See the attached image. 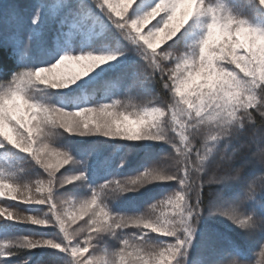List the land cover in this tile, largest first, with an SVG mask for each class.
Returning <instances> with one entry per match:
<instances>
[{"label":"snow or ice","instance_id":"6c2138e0","mask_svg":"<svg viewBox=\"0 0 264 264\" xmlns=\"http://www.w3.org/2000/svg\"><path fill=\"white\" fill-rule=\"evenodd\" d=\"M251 2L264 11V0ZM202 18L194 25L202 34L181 51L177 37ZM0 51L15 64L7 78H0V148L24 154L47 174L35 185L0 174V196L8 189L17 194L12 200L48 209L37 216L0 207V221L10 222L5 229L28 224L55 230L51 236L0 240V264H101L95 253L106 236L119 244L114 253L119 264H264V179L257 192L250 178L264 174V26L212 0H0ZM4 71L0 65V76ZM82 77L88 78L65 95L92 88L110 102L66 110L31 96L37 85L65 89ZM113 82L159 100L136 105L112 99ZM60 131L99 139L82 148L81 159L54 144ZM142 142L166 143L172 151L134 177L88 183L94 159L107 163L106 150L125 148L117 165L122 167ZM213 147L219 160L216 155L208 160ZM237 158L241 166L230 168ZM209 162L223 172L208 184H241L233 200L205 204L202 173ZM173 181L178 189L143 216L113 214L104 203L149 183ZM70 184L90 193L73 201L79 216H66L58 202L60 189ZM161 206L171 211L158 212ZM213 215L239 229L242 238L207 224L197 252V226ZM129 228L139 231L125 234ZM148 233L171 240L157 247ZM252 241L259 261L242 258ZM224 252L228 259L214 258ZM133 255L137 260L125 261Z\"/></svg>","mask_w":264,"mask_h":264},{"label":"trees","instance_id":"16d2710c","mask_svg":"<svg viewBox=\"0 0 264 264\" xmlns=\"http://www.w3.org/2000/svg\"><path fill=\"white\" fill-rule=\"evenodd\" d=\"M236 1V0H235ZM228 5L230 6L232 13L234 15L240 16L244 19H254L258 18L256 16H262L263 13L261 11L254 10V5L252 4L251 0H237V3H233L232 0H227ZM181 36H178L177 39L180 41V43L177 45L179 48H182L183 40L181 39ZM0 65H2L5 69L4 73L0 78H7V75L14 70L15 64L12 60L9 59L8 54L6 52L0 51ZM76 88V87H75ZM71 89H67V92L60 93L58 90L45 88L44 86H40L41 91V103L51 104L55 106H60L62 108H65L66 110H72L76 107L84 106V102L88 104H92L94 102H110L108 99H104L101 101V93L98 91L93 90L92 88L87 89H81L76 92H71L70 95H65L66 93H70ZM113 91H115V95L112 96V99H120L124 101V97L127 95H131V101L134 103L141 102L143 100H148L147 98L148 93L144 92L140 94L138 91L129 88H123L121 89L118 84L113 82ZM147 98V99H146ZM159 99V97L157 96ZM70 99V101H67ZM255 131V130H254ZM258 134L256 139L258 140ZM99 139L98 137H82V136H76V135H68L67 133H63L62 131L59 132L58 135L54 137V144L56 146L62 147L67 149L70 154L75 155L77 158H83L84 152L82 151V148L88 144L91 141H95ZM201 142L203 143V139H201ZM123 143V142H120ZM257 150L259 148V145L256 144ZM7 151V150H6ZM127 151L125 148H119L116 151H112L111 149H108L105 151L104 155L108 156L107 163H100L99 160L96 159L93 160L89 164V170H88V183L90 185H98L100 183H103L105 180L110 178H127V177H134L138 173H142L145 169L150 168L153 164H155L157 161L160 160L161 157L167 155L169 152L172 151L170 146L166 143L161 144H153L150 142H142L141 145L133 151V153L129 156L127 162L122 166L124 168L121 169V167H117V165L120 163L121 158L123 157L124 153ZM108 153H111V155H108ZM7 156L10 158L16 157V160L20 159L19 157L21 153L17 152L16 150H12L10 152L6 153ZM1 157V154H0ZM28 161V158L24 157L22 158L19 163L21 162L20 166H16L15 170L12 172V175H14L20 183H29L33 182L34 180H38L41 178L47 179V174L42 173L40 171V176L35 177L34 179L30 180L32 177L35 176L36 173L39 172V168H34V174L31 175H25V173H20L17 175L18 172L22 170V165ZM31 163V161H30ZM162 166H163V162ZM231 168H239L241 166V159L237 158L234 159L231 162ZM70 166V165H69ZM33 166L31 165V168ZM108 168L104 172L103 177H98V172L103 171L104 168ZM24 169V168H23ZM74 171V170H70ZM220 172V171H219ZM0 174L2 172L0 171ZM72 174V173H67ZM4 175H11V174H4ZM21 177H23L21 179ZM251 179L255 180L256 186H257V192H259V187L261 184L262 179H264V174H261L259 172H255L254 175L250 177ZM204 183L203 191H202V197L205 204H209L212 201V199L208 198V190L209 185H205ZM217 185V184H215ZM69 186V185H68ZM68 188V187H67ZM66 189H60V196L62 194H65L67 190ZM220 188L225 189H231L233 195L230 197H225L224 193L221 192L219 196L221 199H225L226 201L233 200L241 191V184L239 182H230L227 184V186L221 185ZM69 189H75L73 185H70ZM178 189V184L173 181L171 183H162L161 185H154L152 186V183L147 184V187H142L138 191L135 192H129L127 194H121L120 198L117 196L115 199L108 197L104 203L106 206L111 210L110 213L113 214H119L123 216L128 217H137V216H143L150 208V206L154 203H158L160 200L167 197V195L173 193L174 190ZM86 191V190H84ZM88 193V192H87ZM81 194V192H79ZM17 195V194H16ZM87 195H90L88 193ZM11 198V197H10ZM1 204H3L4 207H12L11 210L19 213L21 215H37V216H43L44 213L48 211L47 207L44 205H29L23 203L19 197H17L16 200H2ZM202 210L206 213L207 208L203 207ZM212 219H203L201 223L197 226V234L195 236V240H193V245L196 246V251L199 252L202 248V245L205 242V239L200 235L204 232V226L207 224L215 225L219 230L229 233L233 237H241L238 235V233L234 232L231 229V226L226 224V222L223 224L219 218L215 215L211 216ZM10 222L7 221H0V240H7L9 238H12L17 235H36V236H51L54 233V229H47V228H36L40 226H32L28 224H22L17 225L15 227H12L10 229H5V224H8ZM226 224V225H225ZM139 230L135 228H129L125 230V234H135ZM205 234V233H204ZM148 240L151 243H155V246L157 247H164L166 246L167 240H171V238L158 236L157 234L148 233ZM242 238V237H241ZM104 243L109 247V245H113L114 249L118 251L119 244L117 241H114L113 239H109L108 242L105 240V238L100 242V245ZM39 252L40 250H35ZM109 250L107 249L106 252ZM99 255V253H97ZM113 257L117 260L118 256ZM219 260H226L228 259L227 252L221 253L218 257H214ZM243 259L251 261H259L261 259L259 255V249L257 248L256 244H251L250 242L245 244V247L243 249Z\"/></svg>","mask_w":264,"mask_h":264},{"label":"rangeland","instance_id":"374dc122","mask_svg":"<svg viewBox=\"0 0 264 264\" xmlns=\"http://www.w3.org/2000/svg\"><path fill=\"white\" fill-rule=\"evenodd\" d=\"M232 2L235 4V3H237V0L236 1L235 0H232ZM212 3H214V4H222L226 9H228L230 12H232L230 6L227 3V0H212ZM254 10L257 11L258 9L254 8ZM258 11H260V10H258ZM261 12L263 13L262 16H256L258 18H254V19H251V20L247 19V20H249L250 23H253V24H256V25H259V26H264V11H261ZM202 22H203V18L201 19L200 22H198L196 20L191 21L185 27V29L182 30V32L179 34V36L182 35V37H184V39H182L183 40V45H182L181 51L186 47V44L191 43V41L193 39H195L196 37H198L199 35L202 34V29L200 27H195L194 26V25H197L198 23H202ZM153 23H155V20L150 21V24L149 25H146L145 28H147L148 26H150ZM142 30H144V29H142ZM171 66L174 67V64L171 65ZM97 71H98V69H97ZM87 78L88 77H82L80 81H77L74 84H72L70 86V88H75L76 87V84L81 83L82 80L87 79ZM40 86L41 85H37L33 89H30V93H31L32 98L34 100L38 101V102H41V96H42L41 91H40ZM70 88L59 89L58 91L60 93H63V92H67V89H70ZM149 95L150 94L148 93V95H147V98H149L148 100H143V101L138 102V103H134V102L131 101V95H127L126 97H124L122 99H124L125 102H130V103L136 104V105H144V104H147L149 102L156 103V101L159 100L157 98V96H149ZM67 101H70V99H68ZM25 119H27V118L25 117ZM21 131L24 132L25 135H27V132L24 129H21ZM33 135L34 136L37 135L34 130H33ZM12 150H14V149H12L11 147H8V146H6L5 148H0V154H1V157H0V171L2 172V174H11L12 175V172L15 170L16 166H20L21 165V162L19 163V161L22 158L25 157L24 154L21 153V155L19 156L21 158L18 159V160H16V157L10 158L9 156H7L6 153L7 152H10ZM203 151L204 150H202V155H203ZM213 155H216L217 160H219V155L215 152V147H213V152L208 155V160H211ZM28 162L30 163V159H28ZM96 162H97V159H96ZM29 165H32V162ZM65 167H70V166L69 165H66ZM35 168H37V167H35ZM122 168H124V167H121V169ZM107 169L108 168L106 167V168L103 169V171L98 172V177H103L104 176V172ZM39 170H42V169L39 168ZM63 171H64L63 168L60 169V171L57 172V176L59 177L60 174ZM41 172L44 173L43 170ZM222 172H223V169L218 168L215 163L209 162V163H206V165H205V172L202 173V180L205 182V185H209V190L207 192H208V195H209L208 198L209 199H212V201L210 202V204H221V203H223V202L226 201L225 199H221V197L219 196V194H221V192L224 193V196L225 197H227V195H228V197H230L231 195H233L231 189H225L224 190L223 188H220L221 185L227 186L228 183H216L217 185H215V184H208L207 183L208 180H210L214 176H217V177L220 176L222 174ZM38 176H40V175H38ZM38 180H46V178H41V179H38ZM36 181H37V179L34 180L31 184L35 185V182ZM161 184L162 183H152V186H154V185L155 186L156 185H161ZM69 186H68V188H69ZM143 187H147V185H145ZM68 188H67L66 191H64V192H66L65 194H62L61 196L60 195L58 196V202H60L61 205H62V209L61 210L66 214V216H72V215L79 216V210H78V208H74L73 207V201L74 200L84 199L87 196V194H88L87 193V190L86 189H83V188H76V187H75V189H69L68 190ZM84 190H86V191H84ZM79 192H81V194H79ZM69 193H71L72 195L69 194ZM13 195H16V193L15 192L9 193V190L8 189H5L4 190V195L0 196V207H4L3 204H1V201L2 200H10L11 199L10 197L13 196ZM118 197L120 198V195H118ZM108 210L111 211L109 208H108ZM157 211L158 212L168 213V212L171 211V209L168 208V207L161 206L160 208L157 209ZM201 212H202V214L205 213L202 209H201ZM217 217L219 218V220L222 223L223 222L224 223L226 222L227 225L229 224L223 217H220V216H217ZM206 219H212V217L211 216H207L205 218V220ZM78 222H80V221H78ZM230 226H231V229L234 232L238 233V235L242 237V234L240 233V230L239 229L235 228L232 225H230ZM200 235L203 237V239H205L204 232L201 233ZM109 239H113L114 241H117L115 238L108 237V236L105 237V240L107 242H108ZM195 239L196 238L194 237L193 240H195ZM168 242H169V240H167L166 245H167ZM105 243L103 241V244L102 245H99V250L95 253V256L98 258V260L101 262V264H103L104 261H110L111 262L113 260L115 261V264H119V259L120 258L118 257L117 260H116L113 257L114 253H116L117 251L116 250H112V249H114L113 245H109V247H108ZM250 243L251 244H256L254 241H252ZM153 244L155 245V243H153ZM107 249L109 250L108 252H106ZM89 251L91 252V248L89 249ZM97 253H99V255H97ZM85 255H88V253H85ZM124 259H125L126 262L128 260L135 261V260H137V257L135 255H133L131 257L125 256Z\"/></svg>","mask_w":264,"mask_h":264}]
</instances>
